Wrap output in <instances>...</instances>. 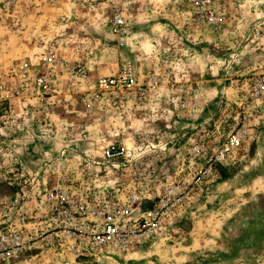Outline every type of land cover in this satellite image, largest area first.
<instances>
[{"label":"rangeland","instance_id":"obj_1","mask_svg":"<svg viewBox=\"0 0 264 264\" xmlns=\"http://www.w3.org/2000/svg\"><path fill=\"white\" fill-rule=\"evenodd\" d=\"M197 1L0 0V80L12 102L0 108V198L22 176L50 184L69 176L92 203L162 192L189 183L204 154L247 130L220 174L155 234L99 258L37 247L11 264H238L256 243L241 229L245 214L254 224L264 219V92L256 89L264 80V0ZM115 14L124 32L114 30ZM48 53L59 64L42 99L37 78ZM125 63L138 85L88 107L82 94ZM77 66L85 73L75 78L69 68ZM113 142L125 145L127 160L105 159ZM196 145L204 149L197 157Z\"/></svg>","mask_w":264,"mask_h":264},{"label":"built area","instance_id":"obj_2","mask_svg":"<svg viewBox=\"0 0 264 264\" xmlns=\"http://www.w3.org/2000/svg\"><path fill=\"white\" fill-rule=\"evenodd\" d=\"M210 2L198 0L196 6L204 8ZM207 18L216 22L213 14ZM112 25L118 32L125 31V19L120 14L113 16ZM58 62L53 53L42 57V70L37 78L42 99L52 91L53 68ZM27 66L23 65L22 69ZM69 73L75 78L82 76L85 67L69 68ZM137 85L133 67L125 63L116 75L100 77L96 89L84 92L81 97L88 107H92L107 96L132 90ZM256 89L257 93L264 92V80L258 82ZM11 103L6 85L0 80V108L6 110ZM247 120L246 114L241 121ZM246 132L243 129L232 133L223 145L204 154V165L193 172L189 183L179 179L162 192L146 188L144 194L133 193L125 201L105 197L92 203L88 198L76 195L69 176L55 184L47 181L31 183L26 176L18 178L19 182L16 179L18 186L11 195L0 198V264H10L37 247L75 258H99L105 253L129 248L155 234L167 217L179 214L197 190L213 181L220 174L219 167L226 165L232 154L242 147ZM203 151L202 145L191 149L196 157ZM122 158L127 160L125 145L113 142L107 146V161ZM57 166L52 164L50 167Z\"/></svg>","mask_w":264,"mask_h":264},{"label":"crops","instance_id":"obj_3","mask_svg":"<svg viewBox=\"0 0 264 264\" xmlns=\"http://www.w3.org/2000/svg\"><path fill=\"white\" fill-rule=\"evenodd\" d=\"M195 194H198V193L196 192ZM197 200H199V197L196 199V201ZM187 204H188V202H186L185 207L187 206ZM184 208H183V210L180 211V213L178 215H182L185 212ZM246 216L247 215L245 214L244 220L245 221L249 220V224H247V225L245 224V226L241 230H243L247 234H249L247 232V231H249L251 233V235H253V237L255 238L254 242H256V243L252 246L249 245V246L245 247V249H244L245 251L243 253V260H239L238 264H264V219L260 224H254L253 222H251V216L250 215H249L250 217L249 216L246 217ZM229 230H228V232L231 231V230L230 231ZM212 233H213L212 237L214 240L215 237L216 238L218 237L219 230H217V232L213 231ZM229 236H230V234H229ZM213 240L211 241V244H212V242H214ZM217 242H219V241H217ZM214 245L215 244H212V246H214ZM219 246H221V245H219ZM219 246H218V248H219ZM215 247L216 246H214V248ZM233 260H234V261H232L233 263H228V264H236L235 259H233ZM21 263L23 264V262H21ZM10 264H11V262H10ZM215 264H219V263H215Z\"/></svg>","mask_w":264,"mask_h":264},{"label":"trees","instance_id":"obj_4","mask_svg":"<svg viewBox=\"0 0 264 264\" xmlns=\"http://www.w3.org/2000/svg\"><path fill=\"white\" fill-rule=\"evenodd\" d=\"M224 173V172H223Z\"/></svg>","mask_w":264,"mask_h":264}]
</instances>
